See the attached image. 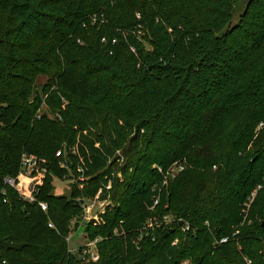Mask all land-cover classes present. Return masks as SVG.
Wrapping results in <instances>:
<instances>
[{"label": "trees", "instance_id": "obj_1", "mask_svg": "<svg viewBox=\"0 0 264 264\" xmlns=\"http://www.w3.org/2000/svg\"><path fill=\"white\" fill-rule=\"evenodd\" d=\"M3 188L0 264H264V0H0Z\"/></svg>", "mask_w": 264, "mask_h": 264}, {"label": "built area", "instance_id": "obj_2", "mask_svg": "<svg viewBox=\"0 0 264 264\" xmlns=\"http://www.w3.org/2000/svg\"><path fill=\"white\" fill-rule=\"evenodd\" d=\"M140 27V26H139ZM142 30L140 31L141 34ZM105 41V39H103ZM116 42V39L113 40V43ZM134 49V48H133ZM135 50V49H134ZM21 170L19 174L15 177H5L3 180L5 185H9L14 187L20 196L25 199L35 200L34 192L37 191L38 187L43 184V180L45 174L47 172V168L42 167L41 160L33 154H24L21 159ZM81 171V167L78 168ZM183 169L181 164L177 166L174 165L172 168V176H176L175 173ZM29 179V187L27 185V180ZM259 188V187H258ZM5 189L3 188L0 192L4 193ZM257 190L252 193V196L249 197V200L255 196ZM99 195V194H98ZM157 203V201L155 202ZM41 207L43 210H46L47 204L41 203ZM87 208L90 209L85 205V211L87 212ZM228 238L222 239L223 241H228ZM97 241V240H96ZM96 241L90 243L88 246L83 248L81 253V258L86 261H97L99 258V252L97 248Z\"/></svg>", "mask_w": 264, "mask_h": 264}, {"label": "rangeland", "instance_id": "obj_3", "mask_svg": "<svg viewBox=\"0 0 264 264\" xmlns=\"http://www.w3.org/2000/svg\"><path fill=\"white\" fill-rule=\"evenodd\" d=\"M245 4V1L241 2L238 6V11H237V14H236V17H235V20L234 22L237 20V17L239 16V14L242 12V7L243 5ZM40 83H43L45 80V77L43 78H40ZM47 111V107L46 106H43L40 110L39 113L43 114V112ZM49 113V112H48ZM260 127V126H259ZM258 127V129H259ZM257 129V130H258ZM60 155V153L58 154ZM67 156L64 157V160H67ZM64 160H62V164L64 166H67V162H65ZM45 162V161H43ZM46 168V166H43ZM68 167V166H67ZM47 173V172H46ZM74 178L68 176V175H64L62 176V178H58V177H53L54 179V186H55V190H54V193L57 194V195H62V194H68L70 191V188L72 186V184L74 182H76L77 178L75 177V175L73 176ZM45 180V179H44ZM44 180H43V183H44ZM27 185L29 187V179L27 180ZM43 185V184H42ZM160 198V197H159ZM86 206L88 204V207L90 209L87 208V213L85 214V217H84V221H82V225L84 222H88L90 220H92L93 218L96 219L98 218V214L101 212V211H104L105 207H106V204H107V201L105 200H102L101 196L100 195H96L92 201H89V199H86ZM170 219L171 221L173 220L171 217L168 216L167 220ZM83 234H84V227L81 226V228L79 229L78 232H76L75 234L71 235L70 236V241H69V244H70V248L73 250V252L77 249H80L82 246L83 248H85L86 246H88L90 243L94 242V241H89L87 240L86 237H83ZM188 263V262H187Z\"/></svg>", "mask_w": 264, "mask_h": 264}]
</instances>
